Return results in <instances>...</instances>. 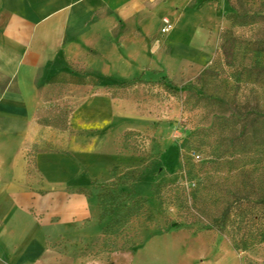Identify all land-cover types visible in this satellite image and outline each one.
<instances>
[{"label":"crops","instance_id":"crops-1","mask_svg":"<svg viewBox=\"0 0 264 264\" xmlns=\"http://www.w3.org/2000/svg\"><path fill=\"white\" fill-rule=\"evenodd\" d=\"M229 11L227 0H0V264H61L48 243L93 215L89 188L125 160L119 134L137 115L121 102L137 79L198 76ZM89 76L95 92L58 109L69 129L45 123L53 89L87 88ZM47 128L66 133L63 146L35 150L53 143Z\"/></svg>","mask_w":264,"mask_h":264},{"label":"rangeland","instance_id":"rangeland-1","mask_svg":"<svg viewBox=\"0 0 264 264\" xmlns=\"http://www.w3.org/2000/svg\"><path fill=\"white\" fill-rule=\"evenodd\" d=\"M260 1L227 0L230 11L223 14L225 28L230 27L229 15L235 13L236 7L242 4L244 7L240 9L255 12L260 8ZM234 29L241 45L256 38L264 39L263 20L258 24ZM248 56H244L245 62H248ZM257 59L264 62V52L259 53ZM227 60L234 61V55L228 56ZM235 74L233 67L224 65L208 84L209 90L219 98L224 97L232 110L236 102L250 94V88L253 87V83L245 78L237 83L233 79ZM195 78H180L178 81L167 76L153 75L135 83L136 87L132 88L127 98L129 102H121L122 110L134 108L137 116L129 117L131 119L123 124L125 129L119 134V153L125 160L118 167L120 170L123 167L141 169L140 178L131 187L123 185L125 190L131 192V198L145 199L141 213L132 217L118 235L104 236L102 228L110 217L99 219L97 194L100 192L99 185L108 181L96 180L88 190L93 202V215L82 223L57 229L56 233L60 232V236L48 243L55 250L52 256L58 262L264 264V207L260 204L253 209L249 207L256 216L248 214V220H243L234 206L229 216L224 214L229 200L234 198L231 194L241 185L235 176V166L238 165L236 159L239 157H234L235 161L228 155L219 158V153H216L218 137L208 132H199L211 127L214 122L212 112L217 111L218 106L210 104L208 108L191 107L195 100L191 96L188 98L184 89L195 83ZM88 79L85 84L87 88L81 86L68 93L55 87L47 96L50 108L48 116L58 113V109L64 106H76L85 94L94 93L97 79L92 76ZM66 95H73L74 100L68 99ZM139 115L149 116L150 120L140 123ZM41 135L50 138L53 143H39L35 150L53 146L51 144L57 148L62 147L66 140V133L54 132L50 128L43 130ZM201 142L203 144H199ZM115 169L113 171L116 172ZM155 186H158L159 196L153 192ZM193 188L198 189L195 198L191 192ZM186 199L188 202L193 199L202 202L200 208L204 210L203 215L192 208L189 211ZM129 203L130 200H125L115 210L121 212ZM221 219L226 223H213ZM173 222L183 224L171 227ZM243 224L248 225L253 236L248 237L246 246L237 248L236 244L242 241L240 243L232 234L241 231L238 228ZM135 242L136 245L131 246Z\"/></svg>","mask_w":264,"mask_h":264},{"label":"trees","instance_id":"trees-1","mask_svg":"<svg viewBox=\"0 0 264 264\" xmlns=\"http://www.w3.org/2000/svg\"><path fill=\"white\" fill-rule=\"evenodd\" d=\"M258 5L260 8L251 13L245 9H240L244 7L242 4L241 7L235 8V13L229 15L230 27L223 28L221 31L219 47L211 63L198 74L195 83L184 89L186 96L188 98L191 96L195 100L192 102L191 107L208 108L210 104L218 106V110L212 112L214 122L211 127L199 132H208L218 137L219 142L216 145V153H219V158L228 155L232 157L230 158L232 161H235L234 157H239L236 159L238 165L235 166L237 171L235 176L241 185H238V188L231 194L234 198L229 200L230 202L226 205L224 214L229 216L234 206L239 210L237 214L239 213L243 220H248V214L256 216L252 209L257 204L264 207V62L257 59L258 54L264 52V39L256 38L241 45L234 27L258 24L261 20L264 22V0L258 2ZM246 54L250 55L248 56V62L243 60ZM230 55H234L235 62L227 60ZM224 65L234 68L236 74L233 79L237 83L242 78L253 83L250 94L245 96L244 100L236 102L233 110L228 107V102L224 97L220 96L219 98L208 88V84ZM136 81L138 82L139 79ZM130 82L122 81L119 85L125 87L131 84ZM67 115V110H60L53 116L44 118L43 121L58 129L66 130L69 129ZM199 144H203V142ZM205 144L211 146V144ZM140 170L137 167L129 169L123 167L108 182L99 185L100 192L97 194L100 209L99 219L104 220L106 217H110V220L102 228L104 236L118 235L120 229L132 217L141 213L145 199L141 197L131 198V192L123 187L124 184L131 187L140 178ZM197 190V188L191 190L194 198ZM153 192L159 196L158 186L154 187ZM125 200H130L129 205L127 207L123 206L124 209L121 212L116 211L115 208L120 207ZM195 200L188 202V199H186V207L190 208L189 211L194 209L198 214L203 215L204 210L200 208L202 202H196ZM249 207H252V209ZM213 223L222 225L226 222L221 219ZM182 224L173 222L171 227H178ZM212 226L214 225L212 224ZM248 228V225L243 224L238 228L241 231L237 233L235 231L232 234L233 238H238L240 243L242 241L241 244H236L237 248L246 246L249 240L248 237L251 236L252 238L253 234L250 233ZM135 245L136 242L132 243L131 246Z\"/></svg>","mask_w":264,"mask_h":264},{"label":"built area","instance_id":"built-area-1","mask_svg":"<svg viewBox=\"0 0 264 264\" xmlns=\"http://www.w3.org/2000/svg\"><path fill=\"white\" fill-rule=\"evenodd\" d=\"M161 22H162V24L160 27V33L165 34L171 29L172 24H171V21L169 20V18L166 16L162 17Z\"/></svg>","mask_w":264,"mask_h":264}]
</instances>
